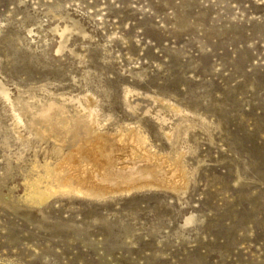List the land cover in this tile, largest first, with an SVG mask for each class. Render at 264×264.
<instances>
[{
    "label": "rangeland",
    "instance_id": "rangeland-1",
    "mask_svg": "<svg viewBox=\"0 0 264 264\" xmlns=\"http://www.w3.org/2000/svg\"><path fill=\"white\" fill-rule=\"evenodd\" d=\"M132 131L105 196L28 199ZM0 264H264V0H0Z\"/></svg>",
    "mask_w": 264,
    "mask_h": 264
},
{
    "label": "bare ground",
    "instance_id": "bare-ground-1",
    "mask_svg": "<svg viewBox=\"0 0 264 264\" xmlns=\"http://www.w3.org/2000/svg\"><path fill=\"white\" fill-rule=\"evenodd\" d=\"M43 117H44V114H43ZM38 118L40 119V116H38ZM84 123H85L84 129L86 130L85 133L87 132V134H90L91 136V133L94 131L93 127L89 124H86V122ZM76 132L78 133V131ZM76 132L74 134H77ZM83 138L85 137L83 136ZM119 139L123 141L125 138L124 136H122ZM129 139L133 143L134 148H128L129 158L127 159L126 162H121L120 160L119 163H116L118 160L115 161V158L112 153L110 154L106 151L105 142L103 141V138L99 137L98 135H95L92 137L91 140H93L92 141L93 143L91 144L90 142L91 145H86L81 140L78 144L74 145L73 150L68 153L67 151L64 153L62 148H58V149L56 148L55 150L56 151L58 150L57 152L59 154L57 155L58 159L56 163H54V165L46 163L42 167V171L37 174L36 178H34L32 181L29 182V185L27 187V192H26L28 199H30L31 201L35 203L42 204L45 201H47L51 196L58 194V193H61L64 195L72 194V195L89 196V197H95V198H100V197L105 196L108 192V188L102 185V183L99 181V176L106 175V177H108L109 179L110 178L109 176H112V175H109V172H108L109 168H113L112 172L118 173V176H119V174L127 172V170L129 169L128 164L133 163L134 168L135 167L137 168L138 166H141L143 164L152 165V163H149V162L154 156L151 155L149 151L145 148L146 142L144 140V137H142L139 132L132 131V134L129 136ZM118 142L120 143V140ZM118 142L114 141L113 145L122 146V144L121 143L119 144ZM110 146H112V144H110ZM157 170L159 171V169ZM132 172H134V170ZM137 173H140V172L137 170ZM128 175L130 176L131 174H128ZM184 176L186 175L182 173L180 177L179 176L176 177V180L174 184L172 185V189L179 187V184L185 179Z\"/></svg>",
    "mask_w": 264,
    "mask_h": 264
}]
</instances>
